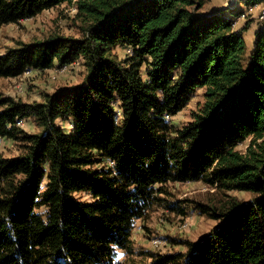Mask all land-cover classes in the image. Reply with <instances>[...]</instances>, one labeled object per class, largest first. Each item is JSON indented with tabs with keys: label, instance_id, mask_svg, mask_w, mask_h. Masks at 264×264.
Returning a JSON list of instances; mask_svg holds the SVG:
<instances>
[{
	"label": "trees",
	"instance_id": "16d2710c",
	"mask_svg": "<svg viewBox=\"0 0 264 264\" xmlns=\"http://www.w3.org/2000/svg\"><path fill=\"white\" fill-rule=\"evenodd\" d=\"M65 2L0 0V28ZM208 2L78 0L83 38L0 55L6 79L80 59L87 68L42 102L0 95V137L19 146L0 156V264H264V28L248 51L253 21L238 26V2L207 13ZM118 47L132 55L119 59ZM199 89L192 120L171 125ZM30 118L37 133L20 125ZM190 182L252 198L197 204L217 224L195 242L172 240L184 252L136 250V223L165 202L164 187Z\"/></svg>",
	"mask_w": 264,
	"mask_h": 264
},
{
	"label": "rangeland",
	"instance_id": "374dc122",
	"mask_svg": "<svg viewBox=\"0 0 264 264\" xmlns=\"http://www.w3.org/2000/svg\"><path fill=\"white\" fill-rule=\"evenodd\" d=\"M77 1L65 2L42 12L34 18L2 26L0 28V55L20 43L43 42L53 36L71 39L83 38L90 22L89 17L79 10ZM236 1L239 3L240 0H235L234 3ZM257 5H254L253 10L248 12L245 17H241L239 22L243 24L248 20L253 21V23L257 21L259 25L258 14L260 8ZM242 9L245 13L249 8ZM203 11L213 13L218 10L207 4ZM244 38L248 51H251L252 44L247 33L244 34ZM128 50L131 49L118 47L114 50V54L119 59H126L128 55H132V50L131 52H128ZM86 75L87 68L82 59L63 67L57 63L50 70L31 69L17 78H0V95L14 97L25 103L42 102L46 94L54 93L62 87L81 84ZM204 101V90H197L184 110L168 119L171 125L177 128L186 125L192 120L193 114L201 108ZM21 127L28 133L38 132L34 120L31 118L22 122ZM66 128L69 130L68 125ZM250 142L251 140H247L241 143L238 150L245 151ZM18 154V145L8 140L0 143V156L11 158L16 157ZM164 188L165 192L160 197L165 202L154 206L146 219L136 223L133 233V243L136 250L161 253L184 252L186 248L181 244L174 243L172 240L195 242L209 233L217 224V221L203 216L196 209L197 204L215 207L225 203L228 200L227 197H236L243 201L252 198V194L247 192H222L203 182L168 184ZM169 202H178L186 215L168 209L166 205Z\"/></svg>",
	"mask_w": 264,
	"mask_h": 264
},
{
	"label": "crops",
	"instance_id": "0c3cea01",
	"mask_svg": "<svg viewBox=\"0 0 264 264\" xmlns=\"http://www.w3.org/2000/svg\"><path fill=\"white\" fill-rule=\"evenodd\" d=\"M235 0H209L208 4H210V7L216 9V10H222L224 9V7H227L230 3H233ZM237 2V1H236ZM207 6V5H206ZM238 6L242 9H246V8H251V6L246 7L244 5V3H238ZM242 23L239 22L238 20V26H241ZM259 28V25L256 23L252 22L250 25V29L246 32L248 34V37L251 41L252 47H253V42H254V38H255V31Z\"/></svg>",
	"mask_w": 264,
	"mask_h": 264
},
{
	"label": "built area",
	"instance_id": "2783aa9c",
	"mask_svg": "<svg viewBox=\"0 0 264 264\" xmlns=\"http://www.w3.org/2000/svg\"><path fill=\"white\" fill-rule=\"evenodd\" d=\"M257 6H259V8H260L259 14H258L259 27L264 28V0L261 3H259ZM252 10H253V6H251V8H249L247 11H245V13L241 17L242 18L245 17L246 14L248 12H251ZM128 52H131V50H128ZM167 118L169 119L170 117H167ZM21 124H22V122L20 123V125ZM5 141H7L5 138L0 137V143H4Z\"/></svg>",
	"mask_w": 264,
	"mask_h": 264
}]
</instances>
